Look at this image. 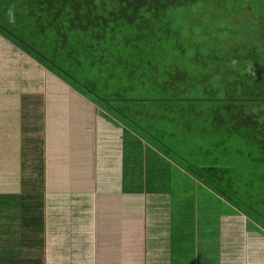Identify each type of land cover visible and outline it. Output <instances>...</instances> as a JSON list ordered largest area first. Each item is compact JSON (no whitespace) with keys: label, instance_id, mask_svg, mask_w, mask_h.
Masks as SVG:
<instances>
[{"label":"trees","instance_id":"trees-1","mask_svg":"<svg viewBox=\"0 0 264 264\" xmlns=\"http://www.w3.org/2000/svg\"><path fill=\"white\" fill-rule=\"evenodd\" d=\"M37 3L45 15L33 12L29 26L26 16L14 21L24 30L34 29L35 37L47 40L63 61L47 48L19 40L2 23L0 29L91 100L102 117L121 125L123 193L164 196L170 198L168 201L177 197L182 210L174 216L180 220L182 232H195L194 228L202 222L205 208L202 202L198 204L193 191L198 185L218 201L264 220V213L256 209L264 205L263 196L255 207L252 202L237 198L233 191L234 167L195 165L167 142L169 138V142L189 141L184 140L189 138L187 135L244 138L251 151L246 156L264 165V0ZM9 4L0 3V8ZM217 151L207 150L206 154L216 156ZM41 154L37 152V156ZM61 157L63 150L55 140V161L50 163L53 187L62 178V170L56 167ZM36 166L25 177L21 195H0V264L13 262H7L6 255L22 254L20 250L13 251L12 246L8 249L13 221L25 222L23 216L40 217L36 211L44 201V174L43 162L38 158ZM178 175L183 181L178 180L176 186L175 176L182 179ZM189 178L191 189L183 190L181 184ZM245 186V191L251 193ZM25 201L39 202L33 204L37 206L36 213L26 208L16 213ZM25 224L17 227L22 229ZM212 225L211 229L215 224ZM178 231L173 229V237H181Z\"/></svg>","mask_w":264,"mask_h":264},{"label":"crops","instance_id":"crops-1","mask_svg":"<svg viewBox=\"0 0 264 264\" xmlns=\"http://www.w3.org/2000/svg\"><path fill=\"white\" fill-rule=\"evenodd\" d=\"M1 33L0 169L4 171L0 170V195L22 194L23 181L29 174L24 168L26 157L33 160L31 171L37 167V158L41 160L44 174V201L36 211L40 217L23 216L26 224L22 229L18 228L25 223L22 219L13 221L8 249L12 246L13 251L20 250L22 254L6 255L7 262L264 264V220L245 209L218 212L217 220L204 218L202 213V222L194 228L195 232H182L180 220L169 213L170 206L154 203L157 213L153 223L148 217L147 200L140 211L135 204L131 206L127 196L140 194H125L122 190L123 129L104 117L101 121L109 124L111 132L119 130V155L109 153V157L116 162L120 185L101 188L94 180L93 168L101 119L95 105L54 75L22 43L13 42ZM55 140L63 150V157L56 166L62 170L59 173L62 178L53 187L50 163L55 161L52 159ZM37 152H42L41 157ZM20 166L22 172L18 173ZM17 176H21L18 191L13 180ZM52 194L67 199L53 200ZM69 194H82L84 205L71 200ZM38 203L25 201V206L18 207L16 213L19 214L20 208L36 213L37 206L33 204ZM206 219L208 224H215L213 229V225L208 229ZM27 225L30 228H25ZM175 227L180 238L171 233ZM205 239L216 241L217 247L204 249Z\"/></svg>","mask_w":264,"mask_h":264},{"label":"rangeland","instance_id":"rangeland-1","mask_svg":"<svg viewBox=\"0 0 264 264\" xmlns=\"http://www.w3.org/2000/svg\"><path fill=\"white\" fill-rule=\"evenodd\" d=\"M10 3L7 8H0V23L6 25L8 29H11L17 36L19 40L27 41L30 44H33V42L37 45L42 47V49L47 48L48 52H53V47L49 45L47 40L41 37H35V31L33 30H24L20 28V25L18 22L21 20L22 17L26 16L27 19V25L29 26L30 23V17H32L33 12H35V15H43L44 12L39 11L38 9V3L37 0H0V3ZM7 13L4 16V13ZM45 15V13H44ZM33 18V22H34ZM14 20H18V22H15ZM4 21V22H1ZM3 33V31L0 29V33ZM1 33V34H2ZM4 35V33L2 34ZM5 37H8L4 35ZM222 36V35H221ZM11 41H15L13 38L8 37ZM34 46V45H33ZM45 50H43L42 53H44ZM55 58H57L60 61H63V58L61 55H58V53H54ZM56 76H59L57 74H54ZM42 85V90H43ZM63 87V86H62ZM99 131H98V140L97 141V149L95 154V160L93 163V168L95 169L94 174H96L95 182L101 187H110L114 188L115 185H120V175L117 170V165L115 160L111 159L109 157V153H112L113 156L119 155L120 152V140H119V130L115 129L113 132L109 129V124L104 123L102 120V116L99 115ZM189 138H186L184 140H189L183 142L180 140H172L169 142L170 138L167 140V142L171 145V147L180 154L182 158H185L189 160L191 163L195 165H220V166H232L234 167V173L232 174L234 177V185L233 188L235 194L237 195V198L240 200H244L245 202H252L254 206H257V201L260 198V196L264 197V187H260L261 184H264V165H258L254 161H251L250 156H246L251 152L248 150L247 143L244 140V138L241 139H235V138H229L226 139L224 136L212 138L211 136H201V135H187ZM216 139V140H214ZM236 140V141H235ZM240 140V141H237ZM216 143L218 146L220 145L221 148L219 149L218 146L215 147L213 144ZM225 147L226 149L222 148ZM207 150H218L216 156L214 155H207ZM225 151L226 154H225ZM114 162V163H113ZM23 165V163L21 164ZM32 165L33 160H31L29 157H26V160L24 162V168L29 172V174H32ZM112 166V168H111ZM2 172L4 169H0ZM23 170V167H22ZM21 166H20V171ZM181 177V175H178ZM21 177V176H20ZM20 177L17 176L14 180L16 191L20 189ZM182 178V177H181ZM179 180V183L183 181L182 179H174L173 185H176V182ZM182 180V181H181ZM173 181V180H172ZM106 185V186H105ZM114 185V186H113ZM183 186V190H189L191 189L192 182L191 179H186L185 182L181 184ZM245 185H248L249 190L253 196H251L249 192L245 191L247 187ZM174 188V187H173ZM263 188V190H262ZM106 189V188H105ZM179 189V188H178ZM259 190H262L259 191ZM13 191V190H12ZM195 195L197 196L198 204L202 202V208H205L203 210V214L207 212V218L211 220V218H214V220H217L218 217L216 216L218 212L225 213V212H233L235 209L233 206L218 201V199L215 197L214 194H211L207 189L196 186L193 189ZM106 193V192H100V194ZM85 196V195H83ZM69 198L74 201H81V203L84 205V198L82 197V194H69ZM53 200H61V199H67L63 198V196L52 194ZM83 199V200H82ZM170 198L161 196V197H144L143 194L140 195H130L127 196V202L132 206L135 204L136 208L140 211L142 209V204L144 200H147L149 211H148V217H151V221L153 223V217L156 215L157 212L154 211V203L159 202L163 203L162 205H167L169 203V213H173L172 215H178L179 212L182 210L181 201L177 199V197H173L172 200L168 201ZM151 204V206H150ZM260 204V203H259ZM166 209V208H162ZM238 209V208H237ZM257 211L264 213V205H259L256 207ZM167 210V209H166ZM187 212V210L185 211ZM164 216V215H163ZM214 216V217H213ZM206 224L208 225V229L211 227L212 224L207 223V219L205 220ZM151 223V224H152ZM212 239L204 240L203 246L204 249L211 250L213 247H217V242L212 241ZM174 258V257H173Z\"/></svg>","mask_w":264,"mask_h":264},{"label":"water","instance_id":"water-1","mask_svg":"<svg viewBox=\"0 0 264 264\" xmlns=\"http://www.w3.org/2000/svg\"><path fill=\"white\" fill-rule=\"evenodd\" d=\"M54 74V73H53ZM59 77V76H58ZM60 78V77H59ZM60 79H62V78H60ZM63 80V79H62ZM73 88V87H72Z\"/></svg>","mask_w":264,"mask_h":264}]
</instances>
